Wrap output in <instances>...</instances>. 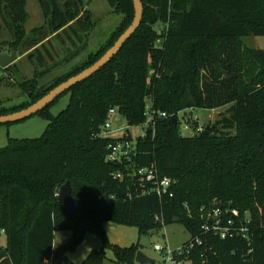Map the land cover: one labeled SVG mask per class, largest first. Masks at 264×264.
<instances>
[{
	"label": "trees",
	"instance_id": "trees-1",
	"mask_svg": "<svg viewBox=\"0 0 264 264\" xmlns=\"http://www.w3.org/2000/svg\"><path fill=\"white\" fill-rule=\"evenodd\" d=\"M26 2L0 0L11 48L37 50L49 33L94 25L83 0H37L47 23L32 29L28 40ZM107 2L123 17L106 42L47 86L40 87L37 78L19 83L27 100L8 109L0 105V114L32 104L113 45L134 9L131 0ZM142 3L140 26L109 62L63 93L69 100L58 114L48 109L61 95L38 112L48 122L42 135L9 137L0 148V232L6 235L0 264H65L86 233L96 234L102 248L80 264H105L107 249L117 264H136L140 243H110L105 222L135 226L139 236L179 222L190 234L181 260L264 264V49L244 40L264 36V0ZM10 66L0 68V86ZM226 105V114L204 126L192 113ZM110 108L129 127L147 123L144 133L135 139L128 130L120 137L102 135ZM181 120L189 135L182 134ZM123 141L132 143L129 155L108 163L109 146ZM150 166L173 180L172 196L158 197L153 181L133 174ZM117 172L121 179L114 178ZM67 180L75 213L57 200ZM213 206L237 210L233 225L244 228L246 237L203 232L201 215ZM59 231L71 234L54 248Z\"/></svg>",
	"mask_w": 264,
	"mask_h": 264
},
{
	"label": "rangeland",
	"instance_id": "rangeland-1",
	"mask_svg": "<svg viewBox=\"0 0 264 264\" xmlns=\"http://www.w3.org/2000/svg\"><path fill=\"white\" fill-rule=\"evenodd\" d=\"M26 1L28 17L24 28L28 38L32 36V29L43 23L45 24V22L47 23V20L37 0ZM83 1L85 7L91 11L94 25L89 28L75 25L73 32L69 28H65V30L57 33H49V37L43 42L44 44L36 46L37 50H35V47L29 48L25 44L16 49L11 48L9 42L12 38L0 17V49L7 52L14 49L17 55L16 61L4 73L8 78L7 82L0 86L1 106L8 109L16 107L27 100L26 93L18 87L19 83L37 78L39 86L44 87L52 83L58 76L70 72L85 61L89 54L96 52L122 20V13L114 12L107 0ZM244 40L252 46L264 49V36H248ZM68 100L69 94H62L48 110L56 115L65 108ZM227 107L226 105L216 109L198 108L192 110V113L197 117L199 126H204L219 119L223 113L226 114ZM182 113L183 111L180 116ZM47 123L43 116L36 113L17 122L0 124V148L7 143L9 137L35 138L41 136ZM110 123L111 129L106 136L120 137L128 130L133 139L142 135L148 125L144 123L143 125L129 127L125 119L118 113L111 116ZM180 125L183 126L182 120ZM190 133L191 131L184 130L182 134L189 135ZM103 228L110 243L125 247L139 242L141 245L140 250L152 258L155 264H163V252L178 250L190 238L188 231L179 222H173L160 228L156 235L144 233L139 236L138 229L135 226H124L112 222H105ZM70 234L69 231L56 232L53 243L54 248L64 244ZM5 244L6 235L4 232H0V247L5 246ZM155 244L163 246L164 251L160 253L154 250ZM101 248L100 238L94 233H86L76 250L68 254V260L65 264H80L92 250ZM106 256L105 264H117L114 262L111 250H106ZM181 264H190V262L184 259L181 260Z\"/></svg>",
	"mask_w": 264,
	"mask_h": 264
},
{
	"label": "water",
	"instance_id": "water-1",
	"mask_svg": "<svg viewBox=\"0 0 264 264\" xmlns=\"http://www.w3.org/2000/svg\"><path fill=\"white\" fill-rule=\"evenodd\" d=\"M134 16L130 25L125 29V31L116 39L113 45L106 50V52L94 63L84 68L77 74L70 76L66 80L54 86L50 89L45 95L37 99L32 104L28 105L25 108L20 110L7 113L0 114V124H7L12 122H17L23 120L33 114L38 113L43 110L47 105L52 103L55 99H57L60 95H62L66 90L71 88L76 83L89 78L93 75L97 70L103 67L109 60L120 50L122 45L125 43L127 39L131 37V35L138 29L141 24L143 17V3L142 0H131ZM17 59V55L14 49H10L9 52L2 51L0 49V68L4 69L9 65H12ZM177 122V118L174 119V123ZM108 163H112L108 160ZM58 202L62 203L64 208L71 212L75 213V198L72 194L71 183L67 180L65 181L58 190L57 193ZM150 234H157V231L151 230ZM134 261L138 264H154V260L144 254L140 249L137 250L135 254Z\"/></svg>",
	"mask_w": 264,
	"mask_h": 264
},
{
	"label": "built area",
	"instance_id": "built-area-1",
	"mask_svg": "<svg viewBox=\"0 0 264 264\" xmlns=\"http://www.w3.org/2000/svg\"><path fill=\"white\" fill-rule=\"evenodd\" d=\"M116 111L114 108H110L108 111V118L103 124V133L102 135H106L111 129L110 119ZM148 115L150 113H147ZM159 117H166L165 112H160L158 114ZM195 118H197L194 115ZM183 130H188L189 127L186 125L182 126ZM198 128L197 130H200ZM110 151L107 154V160L111 162H121L123 158H126L130 150L132 148V143L129 141L119 142L114 145L109 146ZM134 175L139 176L141 182H148L153 181V188L152 191L158 196L161 197L165 193H169V196H172L171 187L173 180L168 177H160L157 173V170L150 166L148 168H140L133 173ZM115 179H121L122 174L117 172L114 174ZM202 210V209H201ZM226 213L228 215H226ZM238 215L237 210L235 209H227L222 210L218 206L210 207L204 214L201 215L202 224L201 229L205 233H211L215 236L220 237L221 239H226L227 237H233L235 235H241L243 238L246 237L244 234V228H237L233 224L234 217ZM195 243H199L198 237L194 239ZM190 245V244H189ZM192 244L190 245V247ZM189 247V248H190ZM154 250L159 251L162 253L164 251V247L155 244ZM184 253V249L180 247L178 250L171 252L167 250L163 252V264H181V259L179 258Z\"/></svg>",
	"mask_w": 264,
	"mask_h": 264
},
{
	"label": "crops",
	"instance_id": "crops-1",
	"mask_svg": "<svg viewBox=\"0 0 264 264\" xmlns=\"http://www.w3.org/2000/svg\"><path fill=\"white\" fill-rule=\"evenodd\" d=\"M1 233H3L2 231H1ZM54 243V242H53ZM54 247V246H53Z\"/></svg>",
	"mask_w": 264,
	"mask_h": 264
}]
</instances>
